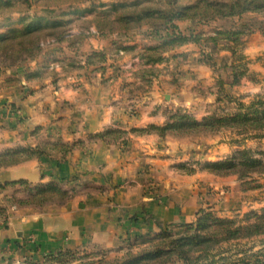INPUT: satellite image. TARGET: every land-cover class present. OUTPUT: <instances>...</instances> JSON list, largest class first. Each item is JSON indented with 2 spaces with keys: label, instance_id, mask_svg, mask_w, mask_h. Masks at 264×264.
I'll return each instance as SVG.
<instances>
[{
  "label": "crops",
  "instance_id": "0c3cea01",
  "mask_svg": "<svg viewBox=\"0 0 264 264\" xmlns=\"http://www.w3.org/2000/svg\"><path fill=\"white\" fill-rule=\"evenodd\" d=\"M198 49L184 45L178 49L185 52L180 58L166 56L158 66L175 63L177 72L160 73L147 92L131 99L129 88L139 84L130 77L137 57L122 58L129 69L122 79H109L107 69L92 66L61 74L59 65L56 76L45 72L38 80L32 77L37 74L25 77V72H38L43 52L0 68V152L48 140H87L110 125L129 129L162 124L177 104L201 118L206 109L196 107L208 99L196 91L207 94L213 78L200 64ZM168 73H175L178 82ZM9 79L16 82L9 84ZM159 84L165 90H158ZM133 101L139 108H125ZM184 141L133 135L125 147L91 142L63 158L44 156L0 168V184L25 179L33 191L53 182L71 194L64 204L36 209L12 201L25 197L21 186L0 189V264L42 261L47 253L68 248L122 252L144 246L161 231H182L200 208L218 197L217 191L238 188L236 176L180 172L177 164L192 150Z\"/></svg>",
  "mask_w": 264,
  "mask_h": 264
},
{
  "label": "trees",
  "instance_id": "16d2710c",
  "mask_svg": "<svg viewBox=\"0 0 264 264\" xmlns=\"http://www.w3.org/2000/svg\"><path fill=\"white\" fill-rule=\"evenodd\" d=\"M87 3V7L76 6ZM62 5L66 7L50 14L45 10L37 11L38 7L49 9ZM248 12L264 13V0H0V59L7 61L8 66L21 64L38 56L44 44L50 41H66L70 47L78 48L92 28L102 35H111L150 26L156 31L162 28L174 31L167 39L136 50L135 56L140 60L136 75L140 81L151 84L160 73L156 64L166 59L165 54L189 42L200 46L220 43L221 49L229 51L234 60L225 66L231 69V84L240 83L244 76L256 81L247 69L246 56L239 51L252 31L245 26L232 25L212 28L207 35L201 31L187 34L180 31L177 24L178 21L231 20ZM133 48L119 45L115 51ZM105 59L102 51H93L85 57V63L98 65ZM59 63L62 68L64 62ZM75 63L72 62V66ZM29 75L30 72H25V77ZM217 81L222 84L221 80ZM219 91L224 92V89L220 86ZM218 133L229 134L228 143L236 148L232 155L215 161H197L199 167L182 163L177 168L188 174L204 170L217 176H236L242 190L257 187L258 184L248 177L264 172V149L247 147L244 141L264 137V94L260 93L248 102L238 100L231 113L215 111L196 118L186 112L173 111L162 124L129 129L107 127L87 140H48L35 146L7 149L0 152V168L44 156L63 158L91 142L125 147L133 135L184 139ZM16 185L26 191L30 189L25 179L7 181L0 184V189ZM70 198L68 190L52 182L37 186L25 197H14L12 201L19 206L43 209L50 203L64 204ZM2 210L0 208V213ZM259 235H264V208L245 212L241 218L220 217L212 210L199 209L195 222L186 224L183 233L161 231L137 250L128 247L121 254L110 256L108 249L79 251L68 248L47 253L41 262L28 260L24 264H168L175 259L182 264H264V247L249 253L244 251L235 258L216 257L218 253H215L224 242Z\"/></svg>",
  "mask_w": 264,
  "mask_h": 264
},
{
  "label": "rangeland",
  "instance_id": "374dc122",
  "mask_svg": "<svg viewBox=\"0 0 264 264\" xmlns=\"http://www.w3.org/2000/svg\"><path fill=\"white\" fill-rule=\"evenodd\" d=\"M76 6L87 7L88 3L76 4ZM64 7L66 6L65 5H62L60 7L51 6L49 9H46L44 6V7H38L39 10L37 11L45 10L46 14H50L49 12H54L56 10L59 11L61 8ZM177 24L179 30L187 34L191 32L196 33L198 31H201L203 32L204 35H207L210 33L212 28H216L219 26L231 27L232 25L245 26L248 31H252V33L245 40V43L239 47V51L246 56L247 69L248 71H251L254 74V76L257 79L256 81H253L249 77L244 76L241 79L240 83L231 84V79H232L230 73L231 69L225 65L228 64L230 61L232 62L234 60V56H231V53L229 51L221 49L220 43L217 44L216 46H212V45L200 46L193 42L184 44L186 46L192 44V46H195V48H198L199 46L198 51H196L198 52L197 58L200 61V64L203 65L205 69H207L205 71L209 74V77H211V81L213 78L212 81L213 86L209 91L206 90L207 94H204L202 92L205 91L204 89H200V92L196 91L198 95H205L206 97L205 99H208L207 101L203 100L200 103V106L196 107V108L206 109V113H204L203 116L215 111L222 113L223 112L231 113L235 110L238 100L248 102L255 94L257 93L264 94V31H262V27L264 26V13L248 12L243 14L239 18H234L231 20H219L216 22L212 21L208 23L178 21ZM72 30L75 31L76 29H74L73 27ZM173 31L174 30L172 29H165V28L156 31L150 26H142L140 28H134L120 34L114 33L111 35H102L100 33H97L92 28L91 31L87 33L86 37L84 38V40L82 41L81 45L78 48L70 47L68 42L66 41L46 42L43 46V50H42L43 53L41 52L42 55L39 56L41 61L37 64V66L39 67L38 72L35 73L36 70L30 71V74H37L35 76H32L36 80L41 78V76L44 75L45 72L50 73L51 76H56L57 71H55L54 69L55 67H58V65L60 67L59 61L61 62L63 61L64 62L63 67L60 68L61 74L64 73L66 74L74 69H81L84 67L92 66L93 68L96 69H104V68L107 69L109 79L111 78L122 79L124 78V74L126 73V71L129 70L126 67L125 62L121 61L124 56L127 57L130 56L136 58L135 56L136 50H139L143 46L155 44L167 39L169 36L173 35L172 33ZM119 45H126L128 47L132 46L134 48L128 51L123 50L116 52L115 51L116 46ZM59 46L61 47V49L67 47V50L69 51L66 50L61 51L59 50L60 49ZM180 47H177L176 49L169 51L167 54H165V56L170 58L171 54L173 55V57L176 55H180L179 56L180 58L182 54L185 53L184 51L182 52H180V50L178 51ZM93 51H102L106 57L105 61L98 65L86 64L85 57ZM137 59H138V63L136 69L132 72V75L129 76L135 79L137 78L139 80V78L136 75V72L138 71L140 60L138 57ZM74 61H76L75 66H72V62ZM43 63H46L47 65L42 66ZM7 64H8L7 61L0 59V68L5 69V68L13 67V66H8ZM156 66L160 69V73L164 71L166 72L171 71V73L173 72L176 73L177 69H179L177 65L175 66V63H171V62H168L167 65L164 64L163 67H159L158 64H156ZM175 73L174 74L168 73L169 78L176 79V77L174 76ZM157 77L158 76L152 79L151 84H148L145 81H140V80L138 85H135L132 82L133 86L129 88L128 99L134 97L136 98V96H138L139 93L147 92L151 88L153 80ZM217 80H221L222 84L220 83L219 85ZM175 81L178 82L177 79ZM180 86L181 84L179 83V85L176 88H179ZM220 86L224 89V92L220 93L219 91ZM158 90H165V88H163L159 84ZM167 99H168L167 97L160 98L161 103L165 102ZM177 105H173V108L175 109H172L170 112L173 111L186 112L196 117L194 113L191 111L178 109ZM125 108H139V107L137 106V103L133 101L130 102L128 105H126ZM168 114H166V118L168 117ZM129 115L131 114L129 113ZM109 127H117V126L110 125ZM182 140H185L183 144H186L192 150H191V154L185 160L179 162L177 166L182 163H187V164L189 163L190 166L199 167L197 161L209 162V161L223 159L227 156L232 155L236 149L232 144L228 143L229 134L227 133H218L214 135H205V136L201 135L195 138H184ZM244 145L247 147H251L253 149L255 148L264 149V137H261L260 139H251V138L246 139L244 141ZM248 178L253 179L254 183L258 184L257 187L248 190H242L240 187V180L237 178L238 188H235V190L229 189L228 191L227 189H223L222 190L223 193L217 191L219 193L218 197H214L213 201L211 200L209 201L210 204L208 206L200 209L212 210L220 217L241 218L245 212H248L250 210H260L261 208H264V172L260 174H253L251 177ZM23 191L26 193V195H28L29 192H31L30 189L27 191L26 190ZM215 202L217 203V205L215 204ZM195 220L192 223H194ZM183 231L184 228L182 229V231H176V232L173 231V232L175 233L180 232L177 234H181L183 233ZM262 247H264V235H259L238 241L224 242L215 250V253H218L216 257L223 255L226 256L227 258H235L237 255H242L244 251L249 253L250 251H254ZM70 249H74V250L78 249L79 251H90L82 248H70ZM137 249L139 248H135L134 250ZM121 253H122L121 251L111 252L109 250L110 256L119 255ZM34 262H41V261H34ZM24 263L16 262L9 264H24ZM4 264H8V263H4ZM168 264H182V263L180 260L175 259L174 261Z\"/></svg>",
  "mask_w": 264,
  "mask_h": 264
},
{
  "label": "built area",
  "instance_id": "2783aa9c",
  "mask_svg": "<svg viewBox=\"0 0 264 264\" xmlns=\"http://www.w3.org/2000/svg\"><path fill=\"white\" fill-rule=\"evenodd\" d=\"M11 207H12V208H15V207H16V205H15V204H12V205H11Z\"/></svg>",
  "mask_w": 264,
  "mask_h": 264
}]
</instances>
